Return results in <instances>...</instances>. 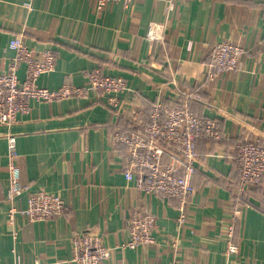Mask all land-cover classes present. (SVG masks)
<instances>
[{
  "label": "crops",
  "instance_id": "crops-1",
  "mask_svg": "<svg viewBox=\"0 0 264 264\" xmlns=\"http://www.w3.org/2000/svg\"><path fill=\"white\" fill-rule=\"evenodd\" d=\"M20 32L34 51L49 48L56 56L54 69L38 77L39 86L85 85L87 73L99 67L123 76L129 90L120 94L127 101L120 115L90 93L29 99L26 112L0 125V264H78L72 237L88 228L114 247L101 264H264L262 186L250 185L243 196L235 252H228L222 236L239 175L234 144L253 137L264 143V0L108 1L101 8L97 0H0V71L12 62L9 40ZM221 40L239 43L244 53L237 69L208 79L210 48ZM24 72L21 65L20 80ZM173 79L198 87L202 99L192 109L215 118L224 136L198 143L196 192L182 223L174 202L145 194L125 177L123 148L111 137L133 109L146 115L158 95L170 100ZM8 131L16 135L21 180L65 202L62 214L45 219L17 213L15 234L6 222ZM16 204L26 206L27 195ZM137 207L154 213L156 241L122 247Z\"/></svg>",
  "mask_w": 264,
  "mask_h": 264
},
{
  "label": "built area",
  "instance_id": "built-area-1",
  "mask_svg": "<svg viewBox=\"0 0 264 264\" xmlns=\"http://www.w3.org/2000/svg\"><path fill=\"white\" fill-rule=\"evenodd\" d=\"M108 1L129 5L132 0H97V7L101 8ZM9 48L14 51L13 60L7 70L0 71V125H11L19 113L26 112L29 99L53 101L70 96L87 97L90 93L121 114L127 101L121 99L120 94L129 90L123 76L108 75L95 67L87 73L85 85L62 83L55 89H49L39 86L37 79L42 73L54 69L56 56L53 51L49 48L34 51L26 44L21 32L11 37ZM243 53L244 47L239 43L230 40L215 42L209 52L211 60L205 67L206 78L214 79L220 73L237 69ZM21 65L25 66L23 80L18 76ZM169 85L173 90L170 100L158 95L148 115L133 109L125 123L115 126L111 137L115 145L123 148L125 177L135 179L136 187L145 194L158 193L174 202L179 211L178 221L182 223L187 217L186 205L196 192L193 178L198 143L204 139L218 141L224 136L215 118L192 109L191 103L202 99L197 86L185 87L174 79ZM5 136L9 167L6 222L15 234L17 213L30 220L45 219L62 214L65 202L60 195L31 189L29 182L21 180V170L16 161V135L8 131ZM232 152L239 178L232 197L231 221L222 233L229 253L237 249L233 242L235 221L241 216L247 188L250 185L264 188V143L258 137L238 140ZM24 193L27 204L20 207L16 201ZM155 225L152 211L145 207L135 208L129 219V237L121 246L137 248L155 243ZM72 248L78 264H101L114 250L89 228L74 234Z\"/></svg>",
  "mask_w": 264,
  "mask_h": 264
},
{
  "label": "trees",
  "instance_id": "trees-1",
  "mask_svg": "<svg viewBox=\"0 0 264 264\" xmlns=\"http://www.w3.org/2000/svg\"><path fill=\"white\" fill-rule=\"evenodd\" d=\"M161 50H162V49L158 50L159 53L161 52ZM153 102H154V100H152V101L150 102L148 108L145 109V112H146L145 114H146V115H148V114L151 112V110H152V106H153ZM204 140H205V139H204ZM239 140H240V139H239ZM209 141H210V140H209ZM235 165H236V164H235ZM236 167H237V170H238V165H237ZM238 173H239V171H238ZM238 178H239V175H238L236 181L238 180ZM255 187H259V188H260V186H258V185H255ZM243 202H244V201H243Z\"/></svg>",
  "mask_w": 264,
  "mask_h": 264
}]
</instances>
